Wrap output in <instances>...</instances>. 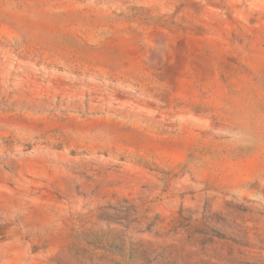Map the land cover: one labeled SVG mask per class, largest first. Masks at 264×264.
Returning <instances> with one entry per match:
<instances>
[{
  "label": "rangeland",
  "instance_id": "1",
  "mask_svg": "<svg viewBox=\"0 0 264 264\" xmlns=\"http://www.w3.org/2000/svg\"><path fill=\"white\" fill-rule=\"evenodd\" d=\"M0 264H264V0H0Z\"/></svg>",
  "mask_w": 264,
  "mask_h": 264
}]
</instances>
